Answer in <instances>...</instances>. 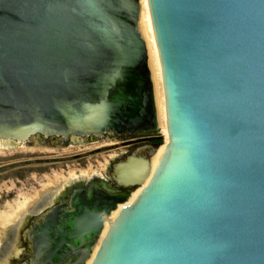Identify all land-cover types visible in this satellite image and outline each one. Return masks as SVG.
Listing matches in <instances>:
<instances>
[{"label":"water","instance_id":"obj_1","mask_svg":"<svg viewBox=\"0 0 264 264\" xmlns=\"http://www.w3.org/2000/svg\"><path fill=\"white\" fill-rule=\"evenodd\" d=\"M147 3L0 0V140L162 129L157 48L168 142L116 164L141 190L62 242L107 221L89 264H264V0Z\"/></svg>","mask_w":264,"mask_h":264},{"label":"flooded vegetation","instance_id":"obj_2","mask_svg":"<svg viewBox=\"0 0 264 264\" xmlns=\"http://www.w3.org/2000/svg\"><path fill=\"white\" fill-rule=\"evenodd\" d=\"M161 142L159 126L156 130L129 128L117 132L106 129L101 135L67 138L34 135L25 142L7 147L0 142L4 149L22 146L64 151L78 149L70 155V163H63L65 168L55 171L64 173L50 182L41 177L35 180V177L40 175H32V172H50L45 168H30L26 171L0 169V172H30L31 180L37 182V186L29 185L33 189L25 196L30 198L28 205L10 224L11 227L1 232L0 264H75L80 256L88 251H92V256L94 236L80 244H64L62 225L94 223V199L99 197L103 202L111 203L114 202L113 199L128 194L132 196L129 200L131 202L142 187L119 185L113 177L114 167L131 156L146 159L147 151L151 150L152 146L157 147L155 153L164 146ZM102 153L106 157H102L103 162L96 159L97 157L94 158L101 157ZM17 176L21 179L17 178L16 182L21 183L24 177L20 174ZM14 187L17 189V184H14ZM21 188L28 189L27 186ZM15 196L13 202L24 195ZM119 204L122 203L117 202V206ZM109 216L110 214L107 218ZM52 255L56 256L51 259Z\"/></svg>","mask_w":264,"mask_h":264},{"label":"rangeland","instance_id":"obj_3","mask_svg":"<svg viewBox=\"0 0 264 264\" xmlns=\"http://www.w3.org/2000/svg\"><path fill=\"white\" fill-rule=\"evenodd\" d=\"M160 134L162 135V145H165L168 141L166 139V136L164 134V130L160 129ZM78 149L73 150L76 152ZM73 151H64V150H57V149H45V148H28L26 146H22L19 148L14 149H4L0 145V169H16V170H27V169H48L50 172H32V175H40L35 177V180H38L39 177L42 179H45V181H52L56 180L60 175H62L64 172H55L59 169L65 168L64 162L70 163V160L72 157L70 156ZM97 157L99 161H102V157L106 158L105 155L102 153L100 156H94V158ZM32 158H35L34 160ZM29 159V160H28ZM103 162V161H102ZM23 164V166H21ZM98 166H101L98 164ZM38 173V174H36ZM39 173H44L45 175L42 176ZM20 174L24 179L21 183H17L16 179H21L20 176L17 175ZM42 181V180H39ZM30 182V183H29ZM32 182V183H31ZM42 183V182H41ZM14 184H17L18 188L16 189L14 187ZM36 185L34 181L30 178V172H0V232L2 231L4 226V220L2 219L3 216L10 212L12 209H14L17 205V202L21 199L25 198L26 195H28L29 190L33 189L29 185ZM21 186H27L26 188H21ZM26 191V192H24ZM16 195V196H15ZM24 195L21 198H18L13 202L15 197H20ZM14 204H13V203ZM5 230V229H4Z\"/></svg>","mask_w":264,"mask_h":264},{"label":"bare ground","instance_id":"obj_4","mask_svg":"<svg viewBox=\"0 0 264 264\" xmlns=\"http://www.w3.org/2000/svg\"><path fill=\"white\" fill-rule=\"evenodd\" d=\"M142 3H143V6L145 8V10L147 11V13L149 14V8H148V3H147V0H141ZM150 15V14H149ZM156 45V44H155ZM156 56H157V72H158V88H159V98H160V101H161V123H162V129L164 130V134L166 136V139L168 141V132H167V126H166V115H165V107H164V94H163V88H162V79H161V72H160V64H159V59H158V53H157V48H156ZM0 142L5 146H16L15 143H13L12 141H9V140H0ZM1 145V144H0ZM164 149V146L160 147L157 151V153L153 154V157L151 158V168L153 169L155 167V165L157 164L158 160H159V157L162 153ZM145 183H143L144 185ZM143 185L139 186V187H142ZM141 190V189H140ZM138 190V192L140 191ZM137 192V191H136ZM137 192V193H138ZM136 193V195H137ZM43 195V194H42ZM135 195V196H136ZM134 196V197H135ZM132 196L129 197V199L125 202V203H122V204H119L117 206V208L115 210H113L111 213H110V216L107 220H111L113 219L116 214L118 213L119 209L122 208L123 206H125L126 204L130 203L129 200ZM133 200V199H132ZM30 201V198H23L21 199L20 201L17 202V205L14 209H12L10 212L6 213L4 216H3V220H4V226H5V230L9 227H11V223L15 220V218L20 214V212L23 210V208H25L27 205H28V202ZM36 208V207H35ZM33 210V209H32ZM108 227V222L106 221L104 223V228L99 236V239L96 243V245L94 246V254L98 248V245H99V242L102 238V236L104 235V232L106 230V228ZM2 230V231H5V230ZM1 231V230H0ZM0 236H1V232H0ZM0 244H1V238H0ZM94 254L92 256H90V258L87 260V261H90Z\"/></svg>","mask_w":264,"mask_h":264}]
</instances>
